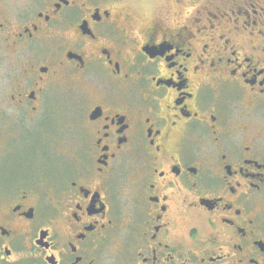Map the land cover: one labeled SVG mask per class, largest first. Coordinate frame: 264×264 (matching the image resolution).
Returning <instances> with one entry per match:
<instances>
[{"label":"flooded vegetation","instance_id":"af4514ba","mask_svg":"<svg viewBox=\"0 0 264 264\" xmlns=\"http://www.w3.org/2000/svg\"><path fill=\"white\" fill-rule=\"evenodd\" d=\"M11 156L0 264H264V0H0Z\"/></svg>","mask_w":264,"mask_h":264},{"label":"rangeland","instance_id":"374dc122","mask_svg":"<svg viewBox=\"0 0 264 264\" xmlns=\"http://www.w3.org/2000/svg\"><path fill=\"white\" fill-rule=\"evenodd\" d=\"M152 1V0H143ZM147 4V2H143ZM37 157L11 156L0 159V186L22 180L28 172L34 169V160ZM49 166V164H48Z\"/></svg>","mask_w":264,"mask_h":264}]
</instances>
